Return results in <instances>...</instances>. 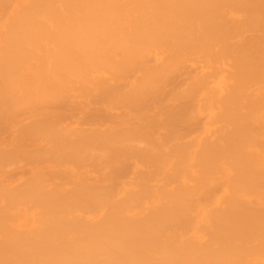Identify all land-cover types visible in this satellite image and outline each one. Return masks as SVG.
<instances>
[{"label":"bare ground","instance_id":"6f19581e","mask_svg":"<svg viewBox=\"0 0 264 264\" xmlns=\"http://www.w3.org/2000/svg\"><path fill=\"white\" fill-rule=\"evenodd\" d=\"M0 264H264V0H0Z\"/></svg>","mask_w":264,"mask_h":264}]
</instances>
